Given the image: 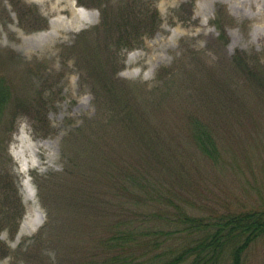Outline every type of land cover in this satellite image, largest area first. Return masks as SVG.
Masks as SVG:
<instances>
[{
    "label": "rangeland",
    "instance_id": "rangeland-1",
    "mask_svg": "<svg viewBox=\"0 0 264 264\" xmlns=\"http://www.w3.org/2000/svg\"><path fill=\"white\" fill-rule=\"evenodd\" d=\"M146 1L158 10L159 29L114 53L116 77L135 85L139 111L146 110L149 119L146 127L132 132L131 148L139 150L142 138L158 133L153 154L166 163L167 178L156 194H173L167 192L173 188L177 195L173 196L181 202L189 197L192 212L200 214L264 205V88L257 87L260 81L254 69V62L264 69V0ZM219 5L226 6L235 21L225 27L228 39L223 47L212 24ZM15 8L23 11V18ZM99 21L100 12L80 6L78 0H0V73L15 84L14 101H49L45 123L33 126L28 117L19 115L12 134L0 132V154L8 159L7 172L25 209L16 232L0 231V240L10 248L8 255L0 256V264H28L12 251L30 246L46 222L36 179L63 172L70 158L76 162L75 179L48 182L59 222L51 229L57 241L44 244L43 257L45 264H80L78 250L90 253L86 247H91L87 239L95 230L93 218L61 194L72 182L80 188L88 179L104 180L105 154L113 152L115 161L121 159L116 154L121 150L115 149L124 145L125 137L115 135L112 127L104 128L106 121L73 135L100 108L95 104L94 79L70 48L86 46L85 56L105 59L104 39L76 41ZM238 52L249 58L252 78L232 62ZM169 66L178 75L177 92L162 97L161 92L167 93L163 88L148 94L160 84V69ZM197 123L211 136L213 155L202 150ZM171 182L177 183L175 187ZM84 196L79 190L75 198L83 209ZM245 264H264V237L249 248Z\"/></svg>",
    "mask_w": 264,
    "mask_h": 264
},
{
    "label": "trees",
    "instance_id": "trees-1",
    "mask_svg": "<svg viewBox=\"0 0 264 264\" xmlns=\"http://www.w3.org/2000/svg\"><path fill=\"white\" fill-rule=\"evenodd\" d=\"M78 3L80 6L96 8L100 12V21L92 29L81 32L76 41L90 37L95 41L104 39L102 52L106 58L98 56L100 59H97L94 56L96 58L91 59V56H85L86 46L76 44L70 48L72 57L76 56L89 77L94 79L95 104L100 108L97 116L90 118V123L84 129H77L73 135L106 121L105 125L102 124L104 128L112 127L115 135L122 134L125 137L124 145L115 149L121 150L116 153L121 159L115 161L113 152L101 158L107 163L102 172L104 180L91 178L80 188H76V182H72L69 187L66 185L65 190L68 192L63 191L64 195L61 194L69 198L70 202H75L81 212L90 213L88 218H93L95 225L92 236L87 239V244L91 246L86 247L89 255H85L84 248L78 250L80 264H245L249 248L264 237V205L227 207L224 211L213 210L210 214L194 213L189 197L185 196L181 202L175 197L177 195L173 188L167 190L173 194H156L157 189L164 188L167 178L163 167L166 163L153 154L158 133H155V137L149 133L147 139L142 138L138 143L139 150L131 148L132 132H139L141 127H146L145 123L149 119H146V110L139 111L140 101L137 93H134L135 85L116 77L119 66L114 52L122 47H133L134 40L142 35H153L161 24L158 10L146 0H97L93 4L78 0ZM15 9L23 18V11ZM36 23L40 29V20ZM234 23L226 6L219 5L212 24L219 30L217 42L220 46H226V25ZM242 53H236L232 62L252 78L253 72L247 67L249 58L241 56L244 55ZM254 66L257 67V70L254 67L256 79L261 82L257 81V87L264 88V69L256 62ZM172 67L160 69L157 77L160 86L148 94L162 91L163 88L167 93L161 92L162 97L174 94L173 91L177 90L175 86L178 85L174 78L178 75H175ZM14 85L7 75L0 73V132L7 134H12L19 115L28 117L33 126L47 121L49 101L40 98L34 103L14 101V98L17 99ZM10 108H13V112H9ZM197 124L202 150L213 155L215 148L211 136L205 132L206 127ZM62 151L65 154V149ZM0 159V231L14 229V233L25 209L14 179L7 172L6 155L1 153ZM95 160H98V156ZM75 166V159L70 158L64 164L63 172L36 179L39 196L46 209V222L30 246L12 251L16 258L21 255L28 264H45L42 248L44 244L54 245L57 241L51 229L59 222L54 215V193L48 182L69 178L72 181L76 177ZM171 184L175 187L177 183ZM79 190L85 195V210L75 199ZM68 193L72 197L67 196ZM9 253L10 248L0 240V256Z\"/></svg>",
    "mask_w": 264,
    "mask_h": 264
},
{
    "label": "bare ground",
    "instance_id": "bare-ground-1",
    "mask_svg": "<svg viewBox=\"0 0 264 264\" xmlns=\"http://www.w3.org/2000/svg\"><path fill=\"white\" fill-rule=\"evenodd\" d=\"M76 9H77V11H78L79 13H82L83 10H84L83 8H79V7H77Z\"/></svg>",
    "mask_w": 264,
    "mask_h": 264
}]
</instances>
